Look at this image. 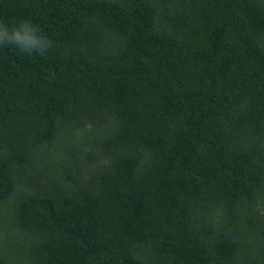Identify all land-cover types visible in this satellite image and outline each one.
Here are the masks:
<instances>
[{
  "label": "trees",
  "instance_id": "16d2710c",
  "mask_svg": "<svg viewBox=\"0 0 264 264\" xmlns=\"http://www.w3.org/2000/svg\"><path fill=\"white\" fill-rule=\"evenodd\" d=\"M0 264H264V0H0Z\"/></svg>",
  "mask_w": 264,
  "mask_h": 264
},
{
  "label": "clouds",
  "instance_id": "9594fccd",
  "mask_svg": "<svg viewBox=\"0 0 264 264\" xmlns=\"http://www.w3.org/2000/svg\"><path fill=\"white\" fill-rule=\"evenodd\" d=\"M0 47H11L21 55L44 56L52 48V40L28 19L0 20Z\"/></svg>",
  "mask_w": 264,
  "mask_h": 264
}]
</instances>
